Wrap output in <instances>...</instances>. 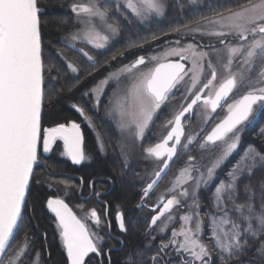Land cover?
<instances>
[{"label": "snow or ice", "instance_id": "1", "mask_svg": "<svg viewBox=\"0 0 264 264\" xmlns=\"http://www.w3.org/2000/svg\"><path fill=\"white\" fill-rule=\"evenodd\" d=\"M106 3L107 0L73 3L70 10L79 27L61 38V43L80 52L93 68L99 61L83 48H77V42L95 50L106 49L123 32L120 23H109L110 17L120 14L122 8L128 13L123 16L125 23L135 22L140 27L150 26L154 19L164 17L170 8L169 0H116L111 9L104 6ZM45 15L41 0H0V264H24L29 253L32 254L30 264H40V251L33 250L34 237L28 235V229L37 226L25 218L35 169L46 166L41 163L40 156L51 153L57 141H62L60 155L73 164L80 165L92 159L86 152L80 123L72 120L42 128L46 103L65 91L79 89L84 84L81 73L87 72L59 49L46 55L42 39V30L47 23L42 19ZM170 32L181 39L189 35L195 39L199 34L216 43L182 45L181 39H177L173 42L175 46L139 55L130 63L107 71L82 92V98L91 102L87 110L86 106L75 103L72 108L90 128H95L88 112L98 113L108 86L116 84L106 115L115 119V130L121 138L117 152L123 158L122 167H130L129 158L135 151V142L146 137L159 112L187 83L183 103L166 122L165 127L170 129L167 135L154 146L143 149L145 157L158 161L160 167L141 190L137 210L144 207V200L170 164L179 161L193 145H198L196 150L201 152L208 148L217 151L209 166L201 165L196 156L188 155L169 189V198L165 200L161 196L151 207L156 214L148 223L150 230L154 231L158 222L167 217L159 229V234L167 236L169 225L177 219L180 221L179 229L171 228L168 239H162L156 246L158 251L150 257L151 264H173L174 260L177 264H264V182L259 186V210L252 203L256 196L250 185L244 186L250 202L236 203L244 177L264 169V147L249 145L228 171L227 181L215 186L213 207L218 214L210 213L208 221L209 239L215 255L202 238L205 229L199 204V193L214 183L217 173L237 152L244 129L252 126L258 116H264V0H238L234 7H223L213 11L210 17H202L195 26L185 24L171 28ZM151 38L153 41L159 39L155 33ZM54 59L61 60L67 70L76 74L73 83H61L64 75ZM111 67L108 63L105 70ZM99 71L101 69L96 68V72L88 73V78ZM221 75L223 78L217 86ZM240 89L246 91L227 104V114L202 140L199 132L186 135L183 121L194 114L197 105L202 104L207 110L204 116L207 126L211 114ZM97 147L99 152H105L106 142L100 137H97ZM94 185L95 181H91L92 194L102 205L99 211L92 207L78 216L60 196L49 197L44 202V208L54 217L66 264H92L93 255H104L107 240H117L125 246L123 240L112 234L113 219L122 235H127L133 226L131 220L126 222L121 205H115V216H111L113 205L100 200L106 193L96 192ZM67 188L65 185V195ZM187 201L190 203L184 214L173 215L181 212ZM232 214L238 215V221L232 219ZM101 231L105 234L100 235ZM21 232L25 233L24 240L17 244L16 237ZM41 236L46 239L47 234L41 233ZM155 239L153 237V241ZM107 251L110 254L113 249ZM249 253L251 256L245 260ZM48 255L50 258L51 254ZM140 255L133 248L126 254L123 264H137ZM108 264H111L110 255ZM140 264L145 262L140 261Z\"/></svg>", "mask_w": 264, "mask_h": 264}, {"label": "rangeland", "instance_id": "2", "mask_svg": "<svg viewBox=\"0 0 264 264\" xmlns=\"http://www.w3.org/2000/svg\"><path fill=\"white\" fill-rule=\"evenodd\" d=\"M76 2H78V0H69V2L67 4H65V6H63V5L60 6L61 8H63L64 11H67L70 14V16L68 17V20L66 21L67 22L66 24L68 26V30L66 32H64L62 34V36L59 38L60 44H63V43H61L62 37L66 36L69 32L74 31L79 27V25H77L75 23L74 14L70 10L71 5L73 3H76ZM85 2H86V0H85ZM114 2H116V0H107V3L104 6H107L111 9V6ZM237 2H238V0H224V4L227 7H232L233 5L235 6ZM239 2H244V0H239ZM169 3H170V8L168 9L167 14L164 17L154 19L150 26L145 25L144 27H140L135 22H133L135 24V26H137V28H132V29H129L130 26H133L132 23L127 24L123 20V16H127L128 13L125 12V10L122 8L120 11V14L114 15L113 17H110L109 23H117V22L120 23V25L123 27V32L119 37H117L115 40H113L106 49L95 50V49H93L92 46H90L88 44L77 42V45H76L77 48H83L86 52L90 53L89 55L95 57L96 60L98 58V54L103 53L105 51H110L114 46H119L118 43L121 41L122 36H124L126 38V40H128L130 42L133 41L131 43V45H132L131 48L133 49V48L139 47V51H137L138 54H136L133 57V59L128 61V60H126V58H121V53L124 52L123 54H125V52H127V51L126 50L121 51L124 48H123V46H120L119 50H117V51H120V53L116 52L114 55L116 57V59L113 60V57H114L113 56L111 58V60L109 62H107V64L110 63L112 65V67L110 69L105 70V66H106V64H105L104 67H101L100 77L93 76V77H91V80L89 83L83 84L81 86L80 90H77L76 95L72 96L70 98L71 100L69 102H65L69 108H71L73 111H76V110H74V108H72V104L75 103V104H80L82 106H86V110H87V106L90 105L91 102L87 98H82V96H81L82 92L85 91L87 88L92 87L96 83L97 80H99L104 75H106L107 71H113V70L119 68L123 64L130 63L131 61L135 60L137 58V56H139V55H145L147 53H154L156 51H162L166 46H175V44L173 42L176 41L177 39H181V37H179L175 34H172L170 32V29L175 27V26L177 27L178 25H185V24L189 25L190 22L184 21V20L172 19L173 17L166 19L168 14H171V12H170L171 8H173L174 10H180V11L181 10H185V11L186 10L187 11L193 10L194 12H198V11H202V12L204 11L205 12L206 11L204 9L203 10L202 9H195L197 7H200V6L202 7L205 4V0H169ZM207 11H209V10H207ZM192 14H194V13L192 12L188 16H193ZM179 15L183 16L184 11H181L179 13ZM128 18L131 19V16H129ZM160 24H162L164 26L158 27ZM151 26H155L153 29H151V28L150 29L154 30V33L159 37V39L156 41L152 40L150 34H146V32H148L147 28H149ZM165 34H167V35H165ZM131 36L135 37V38L132 39ZM196 36L198 37V39L196 38ZM196 36H195L194 40L191 39V37H192L191 35H189L188 37H186L184 39H181V44L186 45L188 43H197V42H201L203 44H209V43L215 44L216 43L214 39H211L209 37H204V36L201 37V35H199V34H197ZM134 42L135 43L138 42V44H137L138 46ZM140 45H143V48H141ZM55 49H59L60 51H62L64 53V55L69 60L73 61L76 65H78L77 56H75V54L72 53V50H75V49H72V48H69L66 46L63 49L61 47H53V50H55ZM50 50L48 49V43H47L45 45V51H46L47 55L49 54ZM127 56H128V54H127ZM234 67H235V65H234ZM67 71L71 77H73V78L75 77L76 74L71 73L70 70H67ZM96 75H97V73H96ZM207 78L208 77L206 75L204 77V80L206 81ZM222 78H223L222 75L220 78H218V81L216 82L217 86L219 83V79H222ZM185 87H187V83L184 86H182L179 91H177L175 93V95L168 102L167 106L159 112L158 116L154 119V122L151 125L150 132L146 135V137L142 141L137 140L135 142V151H134L133 155L129 158L130 167H124L126 172L124 174L121 173L122 175L120 176V178H122V181H124L126 178H128L129 175H132V178L130 177V179H127V183H129L130 185H132L133 183H136L137 185H139L140 192L146 186V184L151 181L152 173L154 171H157L160 167V163L158 161H156L152 158H146L145 157L143 149L147 148V147L154 146L155 144L159 143L165 135H167V131H169L170 129L165 127L166 122L172 118L174 113L179 110L180 105L183 103L182 96L184 94V88ZM115 89H116L115 83H112L108 86L107 93L105 94L103 101L101 102L98 113H93V112L89 111V112L93 113L91 117L93 119L95 128H90L87 125V123L83 120V118L82 117H80V118H81V121H83V124H82L83 125V129H82L83 134H84V126L87 125L89 130L92 132V134L94 136L97 151H98L97 137L102 138L106 142L105 152L101 153L98 151V153L102 157H105V156H110L111 158L113 157V159H115L122 166V159L123 158L117 152V148L119 147V143H120L121 138L117 135V132L115 130V123L116 122H115V119L113 117L106 115L110 109V105L108 103L109 98L112 96L113 91ZM245 91H246V89H240V90L236 91L234 94H232L230 96V98L227 100V102L224 103L221 108L217 109L216 113L211 114V120H210V122L207 123V126H205V121H204L205 112L207 110L204 108V106L202 104L197 105L194 109V114L190 115L186 120L183 121L184 126H185L186 135L192 134L194 132H199L200 133V139L202 140L203 137L205 135H207L209 131H211L212 127H214L215 124L218 123L221 119H223V117L227 114V112H226L227 104L232 103L234 100L238 99L241 95L244 94ZM98 116H100L103 120H105L110 125V127H112L113 131L111 130V134L114 136V137L112 136L113 137L112 142L109 141L108 136H107V138L104 137V134H106V135L108 134V130H107V132H100L99 127H98L99 125L94 119V117L97 118ZM259 117L260 116H258V118ZM161 118H163V119L161 120ZM68 121H69V119L63 123H67ZM53 126H55V124L51 125V126L44 124V115H43L42 128L53 127ZM201 129H203V131H201ZM84 141H85L86 152L92 157V159L90 161L84 162L80 165L73 164L71 162V160H69L66 157H62L60 155V152L63 149V144H62V141H57V143L54 146L53 151L51 153L44 154L43 157L40 156L41 163L44 165V157H50L51 156V157H56V158L61 159V160L64 159L68 163H70L71 165L77 166V167H80L82 165H89L94 160L95 153H93L89 149L88 144H87L86 139H85V134H84ZM197 147H198V145H193V148L190 149L187 153H185L180 158L179 161H177L176 163L170 164L169 169L166 170V174H162L161 179L158 181L157 185L152 190L149 197L144 200V207H143L144 208V211H143V218L144 219H148L152 213H154V215L156 214L155 212L151 211L150 209L153 205L157 204V202L161 196L165 197V200L167 198H169V196H170L169 189H171L173 181L176 179L177 175L179 174V170L184 167V161L187 160L188 155L196 156L199 163L203 166H209L211 164L212 160L214 159V154L217 151V149L208 148L205 151L201 152L199 150H196ZM116 156L118 158H116ZM201 157H204V159L201 160L200 159ZM42 168L45 169L46 172H48V174H53V175L58 174V173H52L46 166L42 167ZM202 170H204V169L202 168ZM63 176L68 177V178H74V180L77 179V180L81 181V177L75 178L76 175H70V174L64 173ZM217 177H218V173H217ZM100 179H103V178H96V179L91 180V181H99ZM215 181H214V183H215ZM36 182L42 183L44 185V178L42 180H40V177H39L38 179H36ZM56 183H61L62 187H59L58 184L56 186L55 185ZM214 183L209 185L208 187L204 188L199 193V195L201 197V199L199 201L200 216L203 218L204 229H205L202 238H203L204 242L207 244H208L207 241L209 238L207 236L206 224H205V220H204V215L202 213V208H203L202 192L213 187ZM31 184H32V182H31ZM45 184L47 185V187L50 190H52L54 192V195L51 196L52 198H55L56 196H60L61 198L65 199V201H66V203H68L69 207L72 208V210L74 212H76V214L78 216H82L84 214V212H86L88 209H90L92 207H95L98 211L102 207V205L100 204V201L97 200L95 195H93V197L91 194L87 196L88 191H86V190L82 193V189H79L80 188L79 185L75 186V188H74V190H76V194H77V197H76L75 194L71 193L69 183H65L64 181H62V182H55L53 184L52 181L48 182L46 180ZM65 185L68 186V188H67L68 194L67 195H65ZM114 186H115V184L112 181V184L110 185L108 190L101 191L102 189L99 188L96 192L101 191L102 193H106L105 196L103 195L101 197L103 199H106L105 197L112 191ZM189 187H191V186L189 185ZM81 195H84L85 197L81 198ZM139 203H140V201H139ZM187 203H190V201H187L185 203V208L183 210H181V212L173 213V215H183L184 211L187 210ZM116 205H119V204H116ZM81 206H82V208H81ZM161 207H162V205H161ZM115 212H116V208L114 209V211L112 213V217L115 216ZM50 215L52 216V214H50ZM52 218H53L52 223L55 225L54 217L52 216ZM166 219H167V217H163L161 219V221L158 222L156 229L154 230V236L153 237H160V238L166 237L168 239V237L170 236L171 228L175 227V228L179 229L180 221L177 219L174 223L169 225L167 236H163V235L159 234V229L164 224ZM90 227H92L94 231L96 230L95 227L91 223H90ZM112 227L115 231H117L115 234L118 235V233H120V232L116 226L114 219L112 222ZM55 230H56V233H55L56 234V240H57V242H59V245H60L61 249L63 250L62 241L59 238L58 230L56 229V226H55ZM105 231H106V229H105ZM105 231H101L100 235H104ZM28 235H29V233H28ZM29 236H31V235H29ZM32 237H34L33 250L34 251L35 250L40 251V255H41L40 264H52L51 261L49 260L50 259L49 255H48L49 251H46V253H44L43 250L38 247V245L36 243L37 242L36 237L35 236H32ZM23 240H24V234L21 233L16 237L15 243L19 244ZM153 242H154L153 240L148 239L146 241L145 248H147L149 250L153 249L154 248ZM105 247L106 246H104V248ZM125 259H126V257H125ZM31 260H32V254L29 253V255L24 258V264H30ZM173 264H177V261L174 260Z\"/></svg>", "mask_w": 264, "mask_h": 264}, {"label": "trees", "instance_id": "3", "mask_svg": "<svg viewBox=\"0 0 264 264\" xmlns=\"http://www.w3.org/2000/svg\"><path fill=\"white\" fill-rule=\"evenodd\" d=\"M69 0H41V5L43 9H46V15L42 17L45 23L43 30H42V39L44 45L48 43V49L50 51L53 50V47H61L59 42V38L62 36L64 32L68 30V26L65 21L68 20L70 14L67 11H64L63 8L60 6H65ZM227 7V6H226ZM234 7V5L232 6ZM184 11V15L180 16L179 13ZM174 10L173 8L170 9L171 14H168L166 19L173 17L172 19L184 20L188 22L195 21L196 19H201L202 17L211 16L213 11H198L194 12L193 10ZM220 11V10H218ZM194 13L193 16H188L190 13ZM173 14V15H172ZM133 26H130L129 29L137 28L134 23ZM164 25L160 24L158 27H162ZM181 25H178L179 27ZM155 26H151L147 28L148 32L146 34L154 33L153 29ZM176 27V26H175ZM151 28V29H150ZM141 29V28H140ZM127 32V31H126ZM128 36V35H127ZM132 37V36H131ZM135 37H132L134 39ZM133 41H128L124 36H122L121 41L118 43L119 46H114L110 51H105L103 53L98 54L97 61L99 63L96 65V68L101 69L104 67L107 62L111 60V58L115 55L116 52L119 50L120 46H123L124 49L121 51H127V60L133 59V57L138 54L139 47L131 48V43ZM135 43V42H134ZM136 45L138 42L135 43ZM53 46V47H52ZM138 46V45H137ZM46 53V51H45ZM118 54V53H117ZM47 55V54H46ZM115 57V56H114ZM58 67L61 68L62 74L64 75V79L61 83L65 85H70L73 83L74 78L71 77L66 70L65 66L62 64L61 61L58 59H54L53 61ZM101 71L97 73V77H100ZM55 75V73H53ZM88 73L84 76L87 78ZM85 84V83H84ZM81 88V87H80ZM75 89L72 92H63L59 96H54L50 102H47L45 105V113H44V124L51 126L57 123H63L68 119H72L76 117V112L73 111L71 108L67 106L65 102H69L72 96L76 95L77 90ZM76 100V99H75ZM95 121L98 123V127L100 132H107L108 134H104V137L109 138V141L112 142V138L114 137L111 134L112 127L103 120L100 116L95 118ZM163 118H161L162 120ZM113 131V130H112ZM264 116H260L252 126H248L242 133V142L239 146L237 152L233 154L228 164H226L219 172L218 177L210 189H207L202 192V213L204 215V220L206 224L207 236L210 237V231L208 229V221H209V214L210 213H217L218 210L213 207V192L215 190V186L219 185L221 181H227V173L232 168V166L240 160V157L243 155V152L249 145H256L257 147H264ZM84 134L85 139L88 144L89 149L95 153L94 160L89 165H82L80 167L73 166L68 163L64 159H58L56 157H44V165L52 172L58 173L57 175L48 174L45 169L42 167H37L35 170V175L33 177V181L30 187V195L28 198V207L25 209V218L26 221H30L31 225H36L37 227H30L28 229V233L31 236H35L37 239V245L39 248L46 253L45 246L47 244L48 251L51 254L50 261L52 264H65L66 263V254L61 249L59 242L56 240V230L55 225L52 223L53 218L50 213L44 208V202L47 198L54 195V192L50 190L46 183L48 182H62L69 183L71 193L76 194V190H74L75 186L79 185L77 179L68 178L63 176V174L67 173L70 175H79L83 178L85 182V186L88 188V184L91 180L96 178H103L99 181H95L94 189L97 191L99 188L102 189L101 191H106L110 187V180H112L115 184L112 191L105 197L110 205H113L111 208V214L115 209V205L119 204L122 206L123 210L126 214V222L128 220L132 221V225L129 229L127 235H122L118 233V235L122 236L123 241L125 242V246L119 252L112 253V264H123L126 254L130 253V251L135 248L140 252V256L137 257V264H140V261L145 262V264H149L150 257L152 256V252H149L145 249L146 241L149 239V235L146 234V228L148 219L143 218V211L144 208L141 207L137 210V205L141 198L140 187L136 183L130 185L127 183V179L132 178V175H127L128 178H124L125 180L122 181L120 176L121 173H125L126 170L124 167L121 166L113 157L105 156L102 157L98 151L96 150V143L92 132L89 130L88 126H84ZM113 136V137H112ZM112 144V143H111ZM42 156V155H41ZM43 157V156H42ZM116 158H118L116 156ZM40 177V180L44 178V185L42 183L36 182V179ZM264 182V169L256 170L250 177L245 176L244 179L241 181L239 185L240 193L239 199L236 201L237 204H246L250 201L248 197L244 193V186L250 185L253 188L255 193L256 199L252 201L254 206L257 210H259L261 201L260 197V184ZM78 183V184H77ZM62 187L61 183H56L55 185ZM55 186V187H56ZM70 194V193H69ZM231 207V205H229ZM112 216V215H111ZM232 219L237 220L239 219L237 214H232ZM113 232H116L113 229ZM25 235L24 232H21ZM20 233V234H21ZM41 233L47 234V241H44V237L41 236ZM208 245L210 249L213 250V255H215V250L213 249L212 242L208 239ZM114 243H117L114 241ZM251 256L245 257L247 260ZM92 264H99L100 261L103 264H107L106 259L101 260L97 256H92ZM95 259L96 261H93Z\"/></svg>", "mask_w": 264, "mask_h": 264}, {"label": "flooded vegetation", "instance_id": "4", "mask_svg": "<svg viewBox=\"0 0 264 264\" xmlns=\"http://www.w3.org/2000/svg\"><path fill=\"white\" fill-rule=\"evenodd\" d=\"M207 1V2H206ZM223 7H226V5L224 4V0H205V4L201 7H197V8H195V9H204V10H209V11H218V10H221V8H223ZM192 9V8H191ZM193 16H194V14H192ZM208 17H210V16H208ZM198 22H201V19H196L195 21H192V22H190L189 23V26H195ZM202 37V36H201ZM204 37H207V36H204ZM196 38L198 39V37L196 36ZM191 39L192 40H194L192 37H191ZM61 48L63 49V48H65V46L63 45V44H61ZM50 52V51H49ZM72 53L73 54H75V56H77V60H78V67L79 68H81V69H87V72H82L81 73V76H82V78H84V83L85 84H87V83H89L90 82V80H91V78H88V76H87V78H85L84 76L87 74V73H90V72H96V68H93L92 67V65H91V63L89 62V61H87V59L84 57V56H82V54L80 53V52H77V51H75V50H72ZM124 52H122L121 53V57L123 56V58H126V60H127V52H125V54H123ZM90 54V53H89ZM59 60V59H58ZM59 61H61V60H59ZM62 62V61H61ZM62 64H63V62H62ZM64 65V64H63ZM96 76V75H95ZM93 77V76H92ZM80 105V104H79ZM82 106V105H81ZM75 110V109H74ZM76 112V117H73L72 119H69V121H72V120H74V121H76V122H78V123H80L81 124V127H82V129H83V121H81V116L79 115V113L77 112V111H75ZM88 114L90 115V116H92V114L93 113H91V112H88ZM42 156H44V154H42ZM78 177H81V176H79V175H76V177L75 178H78ZM82 178V177H81ZM78 182H79V189H82V193L86 190V191H88L87 192V196L88 195H92V197H93V189H92V187H90V184L88 185V188L85 186V182H84V180H83V184H81V181L80 180H78ZM110 182V185L112 184V181L110 180L109 181ZM101 192V191H100ZM105 196V195H104ZM83 197H85L84 195H81V198H83ZM100 200H103V201H107L106 199H103V198H101ZM108 202V201H107ZM101 204V203H100ZM108 204H109V202H108ZM110 205V204H109ZM110 214H111V211H110ZM112 215V214H111ZM152 215H154V213H152L151 214V216ZM151 216L148 218V223L150 222V218H151ZM148 223H147V228H146V234H148L149 235V239H151V240H153V236H154V231L153 230H150L149 228H148ZM111 231H112V234L114 235V236H116L119 240H123L122 239V237L121 236H119V235H117V234H115L116 232H113V227H112V229H111ZM150 233V234H149ZM165 240L166 241V237L165 238H160V237H156V239H155V241L153 242L154 243V248L153 249H151V250H149V249H147V248H145L147 251H149V252H152L153 251V253H152V256L158 251V248L156 247L157 245H159L160 243H161V240ZM44 241L46 242L47 241V237H46V239L44 238ZM114 241L115 242H117V240H108L107 241V243H105V245L104 246H106L105 248H104V255L103 256H101V257H98V258H100L101 260H104V259H106V261H107V264H108V257H109V255H110V259H111V264H112V253L113 252H119V251H121L122 249H123V247L124 246H121L120 244H118V243H114ZM146 245V244H145ZM108 248H112L113 249V251L109 254L108 253V251H107V249ZM45 249H46V251H48V247H47V244H46V246H45ZM94 256V255H93ZM93 261H96L95 259H93ZM149 264H151V261L149 260Z\"/></svg>", "mask_w": 264, "mask_h": 264}, {"label": "water", "instance_id": "5", "mask_svg": "<svg viewBox=\"0 0 264 264\" xmlns=\"http://www.w3.org/2000/svg\"><path fill=\"white\" fill-rule=\"evenodd\" d=\"M210 132V131H209ZM30 186H31V184H30Z\"/></svg>", "mask_w": 264, "mask_h": 264}]
</instances>
